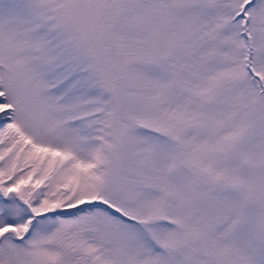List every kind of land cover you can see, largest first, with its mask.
Here are the masks:
<instances>
[{
    "label": "snow or ice",
    "instance_id": "snow-or-ice-1",
    "mask_svg": "<svg viewBox=\"0 0 264 264\" xmlns=\"http://www.w3.org/2000/svg\"><path fill=\"white\" fill-rule=\"evenodd\" d=\"M0 264H264V0H0Z\"/></svg>",
    "mask_w": 264,
    "mask_h": 264
}]
</instances>
